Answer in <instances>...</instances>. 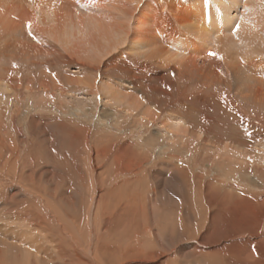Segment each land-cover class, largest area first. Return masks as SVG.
<instances>
[{
    "label": "rangeland",
    "instance_id": "rangeland-1",
    "mask_svg": "<svg viewBox=\"0 0 264 264\" xmlns=\"http://www.w3.org/2000/svg\"><path fill=\"white\" fill-rule=\"evenodd\" d=\"M131 2L156 36L138 51L56 43L26 3L5 21L0 264H264V61L199 44L198 11L161 43L155 15L196 0Z\"/></svg>",
    "mask_w": 264,
    "mask_h": 264
},
{
    "label": "bare ground",
    "instance_id": "bare-ground-1",
    "mask_svg": "<svg viewBox=\"0 0 264 264\" xmlns=\"http://www.w3.org/2000/svg\"><path fill=\"white\" fill-rule=\"evenodd\" d=\"M51 1L52 0H0V3L7 8L5 10L10 11L9 14L7 15H4L2 13L3 17L0 15V33L5 32L2 31L8 25L7 23L9 21H11L9 22L11 23L10 24L11 28L9 27L10 30L12 31L14 29L15 25L12 26V22L14 23V21L18 20L20 17L17 19L19 14H14L12 8L16 5L22 6L23 3H26L27 5L32 7L33 13H31V15L34 14L32 15V19L36 18L39 24L45 26V28H40V30L45 31V34L50 39L54 40L56 43H59L61 45L62 44L71 45L73 46V48L76 46L85 45L88 46L87 48L93 52L98 51L102 53L107 49L111 51L117 50L120 45L122 46L124 45L126 47L127 44L129 45L132 44L133 46L130 45L129 47L130 48L132 47L133 50L138 51L146 47H149L150 44L148 43V41L149 42L152 40L156 41V36L151 34V29L144 28L145 24L147 25L150 24L149 21L146 20L147 15H145L144 11L142 10L143 17L145 16L144 19L142 16L138 17L136 15V10L138 9L136 5L131 2V0H93L95 3V4L93 3L94 6H91L90 5L91 3H89V6L87 8L92 7L91 8L92 10L93 9L95 10L97 8L103 10V6L107 7L109 5L112 9L118 12L117 17H119L121 21L117 19L116 21L117 23L111 21L115 18L114 16L110 14L108 15L104 11L102 12V14L99 15L96 13L90 14L89 13L90 8L87 9L86 11L82 9L83 11L81 10L80 12L75 13V15H70L69 11L60 14L57 12L56 8L50 4ZM56 1L57 0H54V3ZM225 1L226 0H196L197 4L203 5L204 7L198 6L200 9L193 8L195 4L193 2L194 4L191 3V9L189 8L190 6L189 7L184 6L185 8H182V11L176 8H172L171 10L173 13L171 14L160 13L158 15H155L159 19V21L154 22V24L160 30L159 31L158 29H155L156 32L159 31L157 37L160 39L161 43L163 40L164 43H166L167 45H171L170 49L171 50L173 49V51L180 48V46L185 45V44H179L177 45L178 47L174 45L175 44L174 40L176 39V37H179L178 34H176L178 33V29L176 30L175 23L177 24L180 23L183 24V22L185 23L188 20V18L190 19L189 16L193 17L195 11L196 13L198 11V13H200L201 15L200 18L198 19V22L204 23L203 25H205L206 23V27L201 30L202 33H200V36L198 35L199 33L197 32L198 33L197 35L199 37H197L196 39L198 40L199 44L202 43L205 46H209L215 43L217 45L219 44L220 47V48L218 47L219 49H223L226 51L235 50V52H239V53L245 52L244 53L245 55H243L245 58L252 57L251 60L249 59L250 62H248L251 65H253L252 60L256 58L257 59L255 60V63L263 62L264 61L263 60L264 59V0H262V2L260 0H245L241 9L242 12H238L237 10V3H239L241 0H229L228 4H226ZM137 2H139V0H137ZM103 3L104 4L107 3V4L103 5ZM81 6L83 5L81 4L78 5V8H80ZM109 6L107 8H109ZM196 15L197 14H195V16ZM148 17L149 16H147V18ZM232 17H235L238 20V22L234 26H231V28L230 27L226 28L224 27L223 24H221V22H224L223 21L224 18H227V21H229L232 20ZM5 21L8 22L6 23ZM108 21L111 22L109 23ZM165 26L167 27L170 26L172 30L169 32L168 35L165 33L168 31L163 29L165 28ZM16 27L17 26H15V28ZM223 28H225V31H221ZM93 38H98L101 41V43L92 42L91 40ZM137 38H144L143 40H146V43H148V45L143 43L142 41L141 42L138 41ZM175 41L177 42V40ZM185 41L186 40H184L183 42ZM191 43L195 45V43L193 42ZM24 45H26L25 42L22 43V46ZM34 47L40 49L42 46L39 44H35ZM160 47H161L160 51L163 52L167 57L169 56L170 58L174 57L173 53L172 52L170 53V50L164 51L165 48L162 46ZM214 55L215 53L213 54V56ZM258 56H260V59H258L259 58ZM260 65L262 66V63ZM109 88L110 86H105V89L107 91L109 90ZM107 91L105 92L112 93V90H109L108 92Z\"/></svg>",
    "mask_w": 264,
    "mask_h": 264
}]
</instances>
